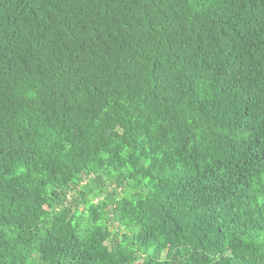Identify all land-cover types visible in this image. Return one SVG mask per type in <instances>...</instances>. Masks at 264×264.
Instances as JSON below:
<instances>
[{
    "label": "trees",
    "instance_id": "trees-1",
    "mask_svg": "<svg viewBox=\"0 0 264 264\" xmlns=\"http://www.w3.org/2000/svg\"><path fill=\"white\" fill-rule=\"evenodd\" d=\"M0 264H264V0H0Z\"/></svg>",
    "mask_w": 264,
    "mask_h": 264
}]
</instances>
